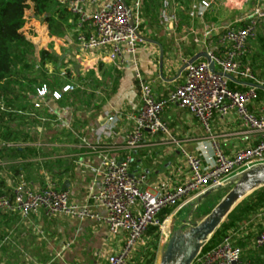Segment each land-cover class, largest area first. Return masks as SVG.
Listing matches in <instances>:
<instances>
[{
	"label": "crops",
	"instance_id": "crops-1",
	"mask_svg": "<svg viewBox=\"0 0 264 264\" xmlns=\"http://www.w3.org/2000/svg\"><path fill=\"white\" fill-rule=\"evenodd\" d=\"M105 1L98 0V5ZM202 1L209 3L207 9L201 8ZM221 3L190 0V13L196 5L193 17L189 14L186 23L176 27L161 26L158 13L154 17H146L142 13L145 33L141 36L146 41L138 47L136 56L126 58L121 66L109 63L101 52L82 51L75 41L76 33L72 26L74 34L64 35L72 37V47L57 51L70 44L71 41L66 38V43L65 40L60 43L61 46L56 43L57 46L53 51L50 49L51 53L46 56V59H51L48 64L55 66L62 86L60 90L46 89V96L38 110L33 109L36 98L33 99L26 113L30 123L35 125L37 135L29 137L26 143L19 142L22 149H29L28 152L20 156H6L5 153L0 156L1 173L7 174L10 167L17 166L32 189L40 190L52 183L56 189L67 191L72 203L81 205L87 202L90 192L99 188L104 159L121 161L130 156V174L145 176L139 184L140 190L154 195L168 192L184 181L187 170L182 152L201 154L206 160L211 155V140L220 145L226 156L253 147L255 136L245 132L233 116L213 118L208 135L196 119L175 106H168L162 115L168 126V136L146 134L142 144L133 150L125 144V137L133 127L131 117L140 108V83L134 78L135 70L159 97L166 96L181 85L185 63L194 59L203 61V54L216 49L219 30L244 19H230V8ZM48 7L55 8L59 23L30 24L27 31L32 42L36 38V43H41L38 44L40 47L45 46L42 44L44 40L53 43L55 35H61L69 28L61 9L55 5ZM177 7L173 3L171 13L174 16ZM238 26L240 24L234 27ZM59 67L62 69L58 70ZM255 74L264 84V70L255 71ZM65 86H70L71 90L63 93ZM238 86L236 88L239 89ZM54 92L61 96L59 100H53L51 94ZM258 102L264 105V96ZM105 113L117 115L113 124L107 122ZM242 172L237 171L230 180L233 182ZM182 206L176 211L171 208L169 215L161 221L165 231L162 235L159 233V238L163 242L182 227L180 225L172 232L169 230ZM94 211L101 216L105 214L101 208ZM261 223L264 228V212L227 232L234 234V243L243 245L239 249L242 257H251L252 260L247 259L249 263L261 264V255L255 260L258 255L254 245L256 239L248 238L249 234H257ZM1 231V240L8 233L12 241L0 248V264H107V257L119 251L123 244L122 236L110 235L103 225L63 216L47 219L38 214L22 221L15 215L1 214ZM145 237L151 241L150 237Z\"/></svg>",
	"mask_w": 264,
	"mask_h": 264
},
{
	"label": "built area",
	"instance_id": "built-area-1",
	"mask_svg": "<svg viewBox=\"0 0 264 264\" xmlns=\"http://www.w3.org/2000/svg\"><path fill=\"white\" fill-rule=\"evenodd\" d=\"M56 6L71 16L79 48L84 52H101L111 64L121 66L126 58L133 59L144 42L140 34L143 18L141 0H106L100 5L98 0H57ZM200 6L207 9L209 3L202 1ZM172 8L173 0H161L158 10L161 26L178 25V19L171 13ZM195 11L196 7L192 8L190 17ZM263 18V14L253 13L237 21L238 24L248 22L247 25L234 27L231 24L220 29L216 49L206 53L213 64V72L206 60L192 64L186 62L183 83L164 97L155 95L150 84L143 82L135 70L134 78L140 83V108L131 117L132 131L125 137L126 147L133 150L142 144L146 134L168 136V126L162 115L168 106H175L196 119L208 135L213 118L233 116L245 132L255 136L253 147L226 156L220 145L211 140V155L206 160L201 154L182 152L187 170L184 181L168 192L154 195L140 190L139 184L145 176L130 174V156L121 161L104 159L100 186L95 192H90L87 202L81 205L72 203L69 193L56 189L52 183L40 190L32 189L24 174L20 173L15 178L12 192L0 197V214L15 215L22 221L38 214L47 219L63 216L103 225L110 235L123 238L120 250L109 255L106 263L128 264L132 249L149 228H157L161 235L164 233V223L159 220L161 211L211 188L230 185L229 180L237 171L264 165V105L258 102L254 87H264V84L258 80L250 64L248 48L255 38L256 19ZM231 84L235 88H231ZM70 90V86H65L62 92ZM46 93L45 87L36 91L34 110L41 108ZM51 96L53 100L60 99L57 92ZM105 117L108 123L113 124L117 115L105 113ZM101 134H98V139ZM3 146L21 148L22 144L4 143ZM96 208L103 209L105 214H97ZM233 235L222 236L216 244L201 251L192 264H251L243 260ZM9 242L10 238L6 236L0 242V248ZM254 245L260 250L261 264H264V230Z\"/></svg>",
	"mask_w": 264,
	"mask_h": 264
},
{
	"label": "trees",
	"instance_id": "trees-1",
	"mask_svg": "<svg viewBox=\"0 0 264 264\" xmlns=\"http://www.w3.org/2000/svg\"><path fill=\"white\" fill-rule=\"evenodd\" d=\"M56 2L57 0H0V156L4 153L6 156H20L29 151L28 148H6L3 146L4 143H26L29 138L27 134H22L21 139H17V133L13 132L10 126L20 120L24 124L30 122L26 110L36 98L37 90L42 87L50 91L60 90L58 73L49 72L46 68L45 52L38 50L27 34L30 24L42 25L53 22L57 25L59 23L60 20L56 15L55 8L48 7ZM189 2L190 0H173L174 5H178L175 17L179 21V26L186 23L189 18ZM160 3L161 0H141L144 16L154 17L155 14L157 15ZM256 21L259 23L261 19H256ZM247 23L244 22L240 25H247ZM259 41L261 43L260 39ZM260 47L263 48L262 51H259L261 54L259 52L254 56L249 54V61L254 72L264 70V58L261 56L264 52L263 42ZM37 65L40 66V70L36 68ZM230 87L235 88V85L231 84ZM257 94L259 99L264 96V92L261 90H257ZM2 170L3 168L0 167V175ZM10 170H12L15 178L21 173L17 166L10 167ZM5 182V179L4 182L0 181V197L7 195V192L4 193L3 191ZM170 212L171 208L161 211L159 220L163 221ZM260 212H264V187L253 192L228 215L202 251L216 244L222 236L235 229L239 223L247 222ZM257 229V234L248 235L249 239L255 240L257 238L256 235L258 236L264 230L263 224L258 225ZM145 236L151 238L150 249L152 251L149 249L150 252L140 256V264L142 262L143 264H153L155 260L154 249L158 243L159 231L157 228H149ZM235 246L241 248L243 245L238 242L235 243ZM256 252L258 255L255 256V260H258L260 250H256ZM243 257L246 261L247 259L252 260L250 256Z\"/></svg>",
	"mask_w": 264,
	"mask_h": 264
},
{
	"label": "rangeland",
	"instance_id": "rangeland-1",
	"mask_svg": "<svg viewBox=\"0 0 264 264\" xmlns=\"http://www.w3.org/2000/svg\"><path fill=\"white\" fill-rule=\"evenodd\" d=\"M214 1H217V3H221L220 0H214ZM224 1L225 2H222L221 4L227 5L230 8L229 13L232 12V14H229V15H232L230 17V19H232V20L233 19L236 20L237 17L239 19L240 18H247V17H250L253 13H258V14L264 15V0H224ZM56 4H57V2L53 3L52 5L56 6ZM194 7H196V5H194L192 8H194ZM201 8L204 9L203 7H201ZM62 16L64 18L65 23L67 24V26L69 28H68V30L64 31L63 34L58 35V36L55 35L56 37L54 38L53 43H50V41L48 43L47 40H44L42 42V44L45 46L40 47L38 44H41V43H36L37 42L36 38L33 40V44L35 43L34 46L40 51L44 50L45 56H48V53L49 52L51 53V51H53L52 49L55 48V46H57L56 43L60 44L64 40H65L64 42L66 43V38H68V40H70V41L72 39L71 36L70 37L64 36L65 34H68V36L71 34H74L73 29H72V25H71V23H69V22H71V16L67 12H63ZM232 20H230V21H232ZM142 22H143V18H142ZM232 24H233V26L238 25V23H235V22H233ZM143 28H144V26H141L140 34L145 33L143 31L144 30ZM184 36L186 37L187 34H184ZM259 39L261 40V43L263 42V44H264V18L261 19V21L259 23H257L255 38L253 41H251L249 43L250 56H254V54H256L257 52L262 51L263 48L260 47L261 43H260ZM72 45H73V42L71 41L70 44H66V46L63 48L62 47L58 48L57 51L59 52V51H61V49L66 50L69 47H72ZM60 46H61V44H60ZM50 49H51V51H50ZM259 54H261V53L259 52ZM262 54L263 55H261V56L264 58V52ZM46 61H49V62H46ZM46 61L45 62L48 66L47 67L48 70L49 71H51V70L55 71V69H54L55 66H53V65L51 66L50 64H48V63H50L51 59L47 58ZM36 68H38V70H40L39 65H37ZM61 69H60V67L58 68V70H61ZM257 73H258V71H257ZM62 80L63 79L61 78V81ZM72 81H74V80H72ZM73 83H75V81ZM61 85H62V82H60V87H61ZM18 120H20L19 117H18ZM20 121H17L15 124H12L10 126V129L13 130V132L17 133V135H18L17 139H21L20 137L22 136V134H27L29 137H35L37 135L36 130H35V125L31 124L30 122L29 123L27 122L26 124H24ZM44 132H45V130L42 133H44ZM4 163L10 164L8 161H4ZM11 171L12 170H9V172L7 174L3 173L0 175V181L2 180L4 182L5 178L8 180L7 182H5V188L3 190L4 193L7 192V194H10L12 192V189H13V187L15 185V181H16L14 179V174ZM229 182L231 183L232 181L229 180ZM230 189H231V185H226L223 188L221 187L218 191H216L215 193L210 195L207 199L201 201L197 206L195 205V197L194 198L193 197L186 198L185 200H182L180 203L173 206L172 210L176 211V209L180 205H183L180 210L178 209V212L175 215V218L173 220V223L175 224L173 226H175V227L172 226L173 223L170 224V228H169L170 232H172V230L179 227L180 225H182V227L187 229L190 226H192L193 224L200 223L210 213V211L224 198V196L228 193V191ZM1 235L3 236L2 231L0 232V240L2 238ZM7 236H8V233H7ZM167 240H168V238L166 239V241ZM11 241H12V239H10V243H11ZM165 242L162 241V238L158 239L156 249H154L155 260H154L153 264L159 263L160 251L162 250ZM150 244H151V241H148V239L145 236H143L142 239H140V241H138L136 243L135 247L132 249L128 263L129 264H138V263L140 264V262H141L140 256L145 255L149 251V249L151 248ZM150 250L152 251V249H150ZM142 264H143V262H142Z\"/></svg>",
	"mask_w": 264,
	"mask_h": 264
},
{
	"label": "water",
	"instance_id": "water-1",
	"mask_svg": "<svg viewBox=\"0 0 264 264\" xmlns=\"http://www.w3.org/2000/svg\"><path fill=\"white\" fill-rule=\"evenodd\" d=\"M143 41L146 40L143 39ZM203 59L208 62L209 69L213 72V64L206 53L203 54ZM195 61V59L191 60L189 64ZM185 67L186 65L183 70ZM254 87L264 92L263 86L255 85ZM230 185L231 189L228 193L200 223L193 224L187 229L180 227L171 233L160 251L158 264H192L233 209L249 194L264 187V165L242 172ZM220 188V186L211 188L197 196L195 205L197 206Z\"/></svg>",
	"mask_w": 264,
	"mask_h": 264
}]
</instances>
